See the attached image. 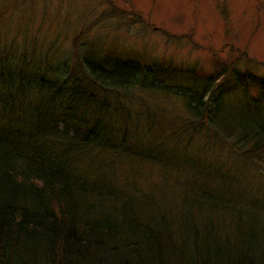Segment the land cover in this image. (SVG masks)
<instances>
[{
	"label": "trees",
	"instance_id": "16d2710c",
	"mask_svg": "<svg viewBox=\"0 0 264 264\" xmlns=\"http://www.w3.org/2000/svg\"><path fill=\"white\" fill-rule=\"evenodd\" d=\"M40 48L0 51V264H264L262 212L210 191L220 174L234 172L237 186L246 176L213 160L209 144L187 147L206 127L228 155L264 162V75L245 54L233 73L243 105L228 116L195 65L89 47L65 61ZM148 90L183 98L188 115L154 133L156 112L135 94ZM121 158L163 166L161 182L119 187ZM171 174L176 187L166 191Z\"/></svg>",
	"mask_w": 264,
	"mask_h": 264
},
{
	"label": "rangeland",
	"instance_id": "374dc122",
	"mask_svg": "<svg viewBox=\"0 0 264 264\" xmlns=\"http://www.w3.org/2000/svg\"><path fill=\"white\" fill-rule=\"evenodd\" d=\"M26 41L38 42L41 50L51 48L55 58L65 61L71 60L73 50L82 54L89 47L112 55L140 54L149 64L195 65L201 82L214 83L221 93L222 111L234 116L233 106L244 101L233 76L245 65L241 56L247 57L250 70L264 75V0H0V51H20ZM257 88L252 86L250 91L255 93ZM135 94L156 112L154 133L168 132L188 115L179 96L163 90ZM200 131L205 133L197 140L190 139L187 131L174 140L185 143L190 139L187 147L193 151L209 144L213 160L225 158L227 166L246 176L237 186L234 172L220 174L211 185L212 194L228 203L244 199L264 217V162L253 158L247 164L244 157L236 156L234 147L235 156H230L225 141H212L209 128ZM162 167L144 162L134 168L121 158L115 172L117 185L128 191L145 189L142 184L148 177L161 182ZM174 176L166 179V191L176 187ZM178 181L177 186L183 184ZM182 194L177 191L175 196Z\"/></svg>",
	"mask_w": 264,
	"mask_h": 264
}]
</instances>
